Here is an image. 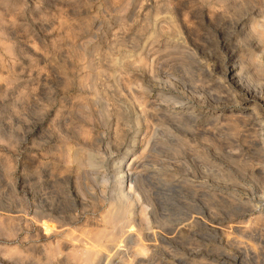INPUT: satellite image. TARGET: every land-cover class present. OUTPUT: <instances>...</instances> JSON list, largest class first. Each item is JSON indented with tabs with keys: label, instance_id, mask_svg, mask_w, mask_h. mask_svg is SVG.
Segmentation results:
<instances>
[{
	"label": "rangeland",
	"instance_id": "374dc122",
	"mask_svg": "<svg viewBox=\"0 0 264 264\" xmlns=\"http://www.w3.org/2000/svg\"><path fill=\"white\" fill-rule=\"evenodd\" d=\"M248 92L264 0H0V264H89L103 229L93 264H264V242L209 227L260 225L241 213L264 197Z\"/></svg>",
	"mask_w": 264,
	"mask_h": 264
},
{
	"label": "bare ground",
	"instance_id": "6f19581e",
	"mask_svg": "<svg viewBox=\"0 0 264 264\" xmlns=\"http://www.w3.org/2000/svg\"><path fill=\"white\" fill-rule=\"evenodd\" d=\"M238 23V22H237ZM226 73H227V75L229 74V75H234V73H233V68L230 70V69H227L226 70ZM239 73V72H238ZM241 73V72H240ZM236 75V74H235ZM238 75V74H237ZM239 76V75H238ZM237 76V77H238ZM234 77V76H233ZM240 77H242V76H240ZM256 92V91H255ZM244 95H242L239 99H240V101L241 102H244L245 100H249V101H251V100H253V102H250V103H248V105L246 106L247 107V109H251V112H252V114H256V112L260 109V108H264V99H262V98H258V96L256 97L255 95H252V94H250L249 92L248 93H243ZM238 98V97H237ZM181 104V103H180ZM141 105V104H140ZM177 109V108H176ZM142 110V109H141ZM261 110V109H260ZM143 111V110H142ZM142 111H141V113H142ZM145 111V110H144ZM171 112H173V111H171ZM250 112V111H249ZM254 112V113H253ZM140 113V114H141ZM146 113V112H145ZM248 113V112H247ZM142 114H144V113H142ZM150 114V113H149ZM240 114H245V112H243V110H241L240 111ZM145 115V114H144ZM178 115L179 116H182L183 118H185L187 121H194L195 119H197L198 118V112L197 111H195V110H191V111H179L178 112ZM143 115H141V117H142ZM148 116V115H147ZM150 116V115H149ZM146 118H148V117H146ZM205 119V118H204ZM77 156V155H76ZM75 158H78V157H75ZM252 171L250 172L251 174H252V177L254 178H256V179H258V180H260V183L258 184L259 185V188H257L258 190H259V192L261 191V193L263 194L262 196H264V173H263V170H261L259 167L258 168H256V166H255V168H253V169H251ZM260 170V171H259ZM255 180V179H254ZM196 183V182H195ZM218 183V182H217ZM257 183V182H256ZM221 184V183H220ZM224 185V184H223ZM257 185V186H258ZM187 186V185H186ZM196 186V185H195ZM208 186V185H207ZM193 187V186H192ZM225 187V186H224ZM196 188V187H195ZM209 188V187H208ZM213 188V187H212ZM198 190H199V187H198ZM213 191H212V193H209L208 192V195L209 196H216L218 193H216V187L215 188H213L212 189ZM224 190V189H223ZM228 190V189H227ZM202 191V190H201ZM201 191H200V193H201ZM219 191V190H218ZM231 191V190H230ZM225 192V191H224ZM224 192H222V193H220L221 195L219 196L218 195V198H221V199H224V200H226L227 201V203H229V205H232V207H233V204L235 205V206H244V201H243V199H241V198H239V197H235V196H233L232 194H230V193H227V194H225ZM199 193V194H200ZM207 193V192H206ZM235 193V192H234ZM250 194V193H249ZM252 194V193H251ZM239 195V194H238ZM202 196H205V195H202ZM197 197V196H196ZM252 197V196H251ZM250 197V198H251ZM248 198V197H247ZM250 198H248V202L249 203H251V205H249L250 206V208L248 207V208H244V209H242L243 211H241V213H243L244 211L246 212L247 210L249 211H252L253 213H257V216H256V220L257 221H259V228L257 229L256 228V230L254 229V230H251V229H249V227H248V225H243V226H241L240 225V223H241V221L239 222V221H237V222H239V223H237V222H235V220H229V225L227 226V228L225 229L224 227L223 228H219L218 227V225L220 224V223H217L216 225H214V223H213V225H211V226H209L210 225V223L211 222H214L213 221V219L211 220V222L210 223H208V225L206 224V226H209L211 229L213 228V229H216L217 231H220L219 232V234L221 235H223V236H225L227 239H230L231 237H233V235H238V234H240V235H244L245 234V236L246 235H249V236H251L252 238H257V239H259L260 241H262V242H264V197H262L261 198V200L260 201H258L257 203H253V200L252 199H250ZM206 199V198H205ZM198 200H200V198L198 199ZM245 200H247L246 199V197H245ZM198 202V201H197ZM220 202V201H219ZM246 202V201H245ZM200 203H202V201L200 202ZM210 203H212V202H210ZM224 203H225V201H224ZM198 204V203H197ZM209 204V203H208ZM214 205V204H213ZM224 206H226V205H224ZM234 206V207H235ZM200 207H201V205H200ZM228 207H230V206H228ZM240 207H238V208H240ZM199 208V207H198ZM202 209H204L203 207H201ZM236 208V207H235ZM206 209V208H205ZM239 210V209H238ZM237 210V213L239 212ZM201 211V210H200ZM204 211V210H203ZM229 211H231V209H229ZM233 211V210H232ZM202 212V211H201ZM206 211H204L203 213H205ZM215 212V211H214ZM221 212V211H220ZM226 212H227V210H226ZM235 213H236V211H234ZM244 214V213H243ZM207 215V214H206ZM212 215V214H211ZM226 216H227V214H225ZM105 218H104V220H105V222H106V224H107V226L108 225H114L116 222H117V216H116V214H114V213H112V214H108V215H106V216H104ZM201 219H203L202 218V216L200 217ZM234 218V217H233ZM228 219V218H227ZM237 219V218H236ZM242 219V218H241ZM206 220V219H205ZM218 220V219H217ZM202 221V220H201ZM204 221V220H203ZM205 222V221H204ZM228 222V221H227ZM243 222V221H242ZM237 223V224H236ZM212 224V223H211ZM226 224V223H225ZM242 224V223H241ZM245 226V227H244ZM41 229H43L44 230V234L45 235H47L50 231H52V230H54V228L55 227H53L52 225H50L49 223H47V222H44V223H42L41 224V227H40ZM253 229V228H252ZM56 230V229H55ZM246 230V231H245ZM251 230V231H250ZM57 231V230H56ZM108 231V230H107ZM106 230H99V231H96L93 235H91L90 237V240L92 239L93 240V245L91 246V248L89 247V249L87 248V250H89L88 251V253H89V257L87 258V259H85V261L87 260L88 261V263L89 264H93V260H95V259H93L95 256H98L97 254H99V253H101L102 252V250H108L107 248H112V246H105L104 245V242L103 241H105V239L108 237V235H109V232H107ZM244 231V234H241L242 232ZM60 232V231H59ZM62 232H63V230H62ZM246 232H247V234H246ZM217 233V232H216ZM248 236V237H249ZM88 238H89V236H87ZM251 238V239H252ZM113 239V238H112ZM91 240V241H92ZM114 240V239H113ZM91 243V242H90ZM253 244V243H252ZM258 245V244H257ZM257 249H258V247L257 246H255V243H254V245H252V247H251V249H250V252H249V256L251 257V259L252 260H258V258H260V256H259V253H258V251H257ZM141 250V249H140ZM84 251H86V250H84ZM109 251V250H108ZM247 251H248V249H247ZM87 253V254H88ZM103 253V252H102ZM100 255V254H99ZM88 256V255H87ZM86 257V256H85ZM248 258V257H247ZM260 261H261V258H260ZM254 264V263H253Z\"/></svg>",
	"mask_w": 264,
	"mask_h": 264
}]
</instances>
